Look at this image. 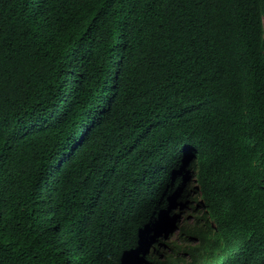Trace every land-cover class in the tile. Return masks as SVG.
I'll return each instance as SVG.
<instances>
[{"label": "trees", "instance_id": "16d2710c", "mask_svg": "<svg viewBox=\"0 0 264 264\" xmlns=\"http://www.w3.org/2000/svg\"><path fill=\"white\" fill-rule=\"evenodd\" d=\"M184 171L264 264V0H0V264H138Z\"/></svg>", "mask_w": 264, "mask_h": 264}, {"label": "clouds", "instance_id": "9594fccd", "mask_svg": "<svg viewBox=\"0 0 264 264\" xmlns=\"http://www.w3.org/2000/svg\"><path fill=\"white\" fill-rule=\"evenodd\" d=\"M187 160V159H186ZM185 163H183V169H185ZM186 185L185 189H183ZM177 191L172 192L171 200L168 205L167 215L159 221L158 225L153 229L152 236L148 238L147 236L140 235L137 237V245L132 248L134 254H136V259L138 264H146L148 256L153 255L154 245H158V250L161 252L159 255L161 258L167 254L174 255L173 262L171 264H188L190 262L189 252L187 251L186 246L191 247L195 243L197 246L200 243L199 237H191L190 239H184L180 237L182 234L181 226L185 224H192L197 217H200L205 213V199L203 195L198 190L197 185L195 184L194 179L188 174L185 173L182 176V186L176 188ZM185 191L184 199H181L184 203H177L176 200L181 194ZM176 210L177 213H171V211ZM181 223L180 226H176V222ZM203 221V220H202ZM194 224L195 229L200 233H203L209 243L216 242L215 235L217 227L211 229L209 224L204 223ZM209 223V221H208ZM212 223V222H210ZM177 234L176 240L172 241V236ZM158 237V239H155ZM157 241H160L157 244ZM185 242V243H183ZM157 248V247H156ZM196 264H209L207 260L201 261V263Z\"/></svg>", "mask_w": 264, "mask_h": 264}, {"label": "rangeland", "instance_id": "374dc122", "mask_svg": "<svg viewBox=\"0 0 264 264\" xmlns=\"http://www.w3.org/2000/svg\"><path fill=\"white\" fill-rule=\"evenodd\" d=\"M176 238H177V234L175 233V234L172 236V241H173V240H176Z\"/></svg>", "mask_w": 264, "mask_h": 264}]
</instances>
